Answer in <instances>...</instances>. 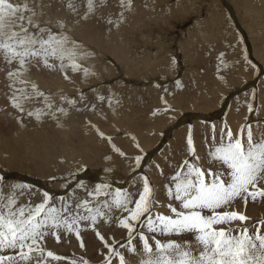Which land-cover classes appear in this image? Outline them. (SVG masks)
I'll return each instance as SVG.
<instances>
[{
  "label": "rangeland",
  "instance_id": "obj_1",
  "mask_svg": "<svg viewBox=\"0 0 264 264\" xmlns=\"http://www.w3.org/2000/svg\"><path fill=\"white\" fill-rule=\"evenodd\" d=\"M151 1L152 0H131V5L122 9L119 6L120 0H107L106 5L100 7L94 12H89L86 0H76L77 7L75 11L68 7V0H36V3L40 5L36 10L40 14L35 17V19L42 24H48L55 32L63 31L70 41L75 42L79 49L78 51L82 54L79 56V60L77 59V63L81 66V70L76 72L73 71V73L71 70H67L64 72V75H60L58 78L59 80L54 76L56 74L54 73V70L42 67L44 70H50L47 72L48 75L46 76L49 80L46 78V80L43 81L45 82V85L47 83L46 86L48 87L51 85V82H56L59 85L63 83L65 77L67 78V80H64V85L57 87V90L60 89L62 92L60 97L44 99L46 100V104H51V108L59 109L61 107V102V104H64L61 108H64L67 113L60 114L59 111V113L53 112L52 114H49V120H55L54 125H46L44 131L49 135L55 131L60 132L59 129H56L55 122L64 119L66 124L62 127V131L67 133V135H70L73 130H76L77 137L75 139L67 138V140H63L62 142L66 143L71 141L73 143H78L81 140V131L86 130L81 122L83 121L84 124L89 122V125L94 126L92 131L87 129L90 134H92V143H89L90 145L92 144V152L90 153V157L92 156V165L90 163H84L80 165L81 167H73L72 170L67 172H64L61 169L62 173L46 179L25 171L20 164H18L20 167H11L10 169H8L10 166H4V169H7L6 171L1 170L3 167L0 164V182H3L4 193L7 189L6 186L8 187L10 185L11 187L12 185H23L25 186V192L23 196L20 195L21 198H19V203L21 204L26 201V203L31 202L39 204L44 199V194L47 193L49 202L58 203L60 200H71L74 207L75 195L72 191H75L76 187L79 188V191H82L81 185H85L86 188L83 190L84 194L81 195L84 200H96L97 202H100L101 200H110L111 197L107 195H88L93 189L99 188L98 182L99 184L101 183L100 185L103 184L100 188L105 185L110 186L105 187L109 192L114 193L118 189L127 190V187H129L128 191L130 192L132 188H138V182L134 183L137 179L139 181L138 184L142 188L144 178H147L150 186L154 189L155 200L159 202L154 206L153 212L169 215L170 211L167 205L172 203L174 206L178 207L179 204L177 201L170 199L166 194V189L173 187V182L170 178L175 176L178 171H181L183 161L189 160L194 164L199 163V166H202V163H204L205 160L214 164L209 155H207L206 158L204 155H206V152L211 153V150L209 151V147L207 146H209L211 142L217 144L215 138H218L219 136H216L218 134L213 133L216 137L211 138L208 137L207 133H204L202 138L203 144L200 145L201 147L199 145L197 146L198 143L196 140L203 132L199 131L200 136L198 137V135H196L197 128L194 129L196 125H207L206 127L221 125L225 128H222V130H225L223 131L224 133L229 130L231 131L232 129L233 132H231L235 135L233 138L240 135L241 130L247 132V126L250 125L251 132H253V134L251 133L252 140L254 142L257 141V139L264 137V24L263 26L260 25L261 28L260 26L257 27L256 32H253V30H249L251 29V25L249 24H251V21L253 22V20H256V18L253 20L251 19V21L248 22L251 17H257L260 12L261 16L258 15V18L260 19L262 17V12L264 13V0H226L227 3L223 0H181V2L180 0H153L154 3H151ZM12 2L15 3L16 0H12ZM180 4L185 5L183 6L186 8L185 12H188V15L181 9L183 7ZM227 4L229 6H226ZM188 8L189 10H187ZM219 12L223 14H220ZM123 16L126 17V21L123 20ZM117 18H119L118 21ZM215 18L216 20H214ZM262 19L264 18L262 17ZM109 20H112L113 23H109ZM224 21L226 24H224ZM61 22L63 28L60 27ZM228 24L229 27H227ZM255 26L256 25H254V27ZM227 29L231 30L228 31ZM225 37H228V39ZM219 39H222V41ZM224 40L226 43H228L227 41L229 40L228 45L223 42ZM223 43L226 44L224 47L225 49L223 47L220 48V46H224ZM219 44L220 46H218ZM229 44L235 46V49L231 48V46V50L229 47L227 48ZM84 47L86 49H84ZM206 48L208 51H206ZM226 48L228 52L224 51ZM218 49L222 52H219ZM236 49L238 50L236 51ZM213 50L217 51L213 52ZM190 51H192V53ZM85 52H87V54H83ZM206 52L208 54H206ZM232 52H235L234 55H231ZM209 53H211L212 56L211 54L209 56ZM214 53L216 56H214ZM256 53H258V55ZM220 54L221 57L224 55V57H222L223 59L225 57L226 59L223 60L222 58L217 57L218 55L220 56ZM235 54L237 60L234 59ZM230 58H233V60L231 61ZM214 60L215 63H213ZM80 62H85L86 64ZM2 63H4V60L0 59V65ZM56 63L59 62L56 61ZM219 64L224 68H221ZM228 64L230 66L232 64L235 65L236 71L234 76H238L237 84L234 83L236 86H232V83V85L229 86L233 87V89L225 86L224 80L222 79L225 76L223 74L233 70L232 67L226 66ZM157 65L159 67L158 71L154 70L158 69ZM190 65L192 69L189 68ZM165 66L168 70L166 69L163 72L162 69ZM218 66L223 70L221 71ZM108 67L110 69H107ZM2 69L4 68L2 67L0 70V85H2V78L8 79L6 77L7 68L4 69L5 73ZM84 69H87L88 74H85L83 71ZM51 71H53L52 73H54V75H50ZM55 72H57V70H55ZM191 72L195 73L192 74ZM207 72H209L211 76H209V73ZM133 73L136 75L134 76ZM188 74H191L192 76ZM61 76L64 78L61 79ZM190 77H194L195 81ZM51 78H55L59 83ZM95 78L97 79L94 80ZM213 79L217 82L215 83ZM220 83L223 85H220ZM177 84L179 86H177ZM62 86L66 88L69 87L70 91L68 89L64 90V87L62 88ZM7 87L9 88V86H0V139L5 138L4 140H9L13 137L11 132L14 131L13 133H15L16 129L21 126L18 123L19 121L17 122V120H19L18 117L25 114V109L22 113L18 108H13L14 106L13 101L11 100V95L14 90L10 88L7 89ZM223 87L226 88V91H220L224 89ZM229 89L231 91H227ZM7 90H10L8 91L9 93ZM42 92L46 97L56 94L55 89H47L46 87L43 88ZM111 92H114L118 97H122L124 101L122 117L117 116L113 110H110L111 105L108 101L111 99ZM214 94L215 97L213 96ZM197 95H201L199 99H197ZM7 97H10V100ZM209 97H218L219 100L212 99L210 101L209 99L211 98ZM40 98L42 99V97ZM240 99L241 101L243 100L242 103L240 102ZM205 101L207 103H205ZM248 101L249 103L247 104ZM230 103L232 105H230ZM190 104H193L194 106ZM227 104H229V107L231 106V108H227ZM214 105L217 106L215 107ZM236 108H240V110ZM246 108L249 111H247ZM110 111H113V113L111 114ZM33 117L34 116H28L30 119ZM79 117V122L76 124L74 123V126H72V119H78ZM160 117L163 123L160 122ZM227 117L231 119H228ZM92 123L94 124L92 125ZM114 123H116L115 128L114 126H111ZM224 124H227L226 126L228 129ZM28 127L31 130H36V127ZM181 127L183 129L182 131L185 132H183L185 137L181 135L178 138V136L176 137L173 133H176L175 131L178 129L179 132ZM255 128L257 130H255ZM101 133L103 135H101ZM151 133L152 137H149ZM220 133V136L222 137V132ZM10 134L12 137L9 136ZM187 134L188 139L190 138L192 141L191 145H188V142H186L188 141L186 137ZM1 135L6 136L3 138ZM142 136L145 137L142 138ZM194 136L195 140H193ZM155 137L157 140H155ZM173 138H176L175 141ZM90 139L91 138L88 137V140ZM212 139L215 141L213 142ZM56 140L61 142V137ZM171 140L176 143H172ZM33 141L34 140L31 142ZM178 142L180 143L178 146L181 145L179 147L180 150L178 149L179 151L176 149L178 148ZM182 142L185 145H183ZM4 143H0V145L4 146ZM145 144L147 145L145 147L147 149L144 148ZM205 144L208 145L205 146ZM170 145L175 146L172 148ZM194 145L196 146L194 147ZM148 146L150 147L148 148ZM166 147L168 150H171L172 153L168 151ZM199 147L201 149L200 151H198ZM203 147L207 149L204 150ZM5 148L2 150L3 156L7 155V152H9ZM123 148H127V150L124 151ZM189 148L193 150L191 153H189ZM163 150L168 151L172 156L168 153L164 155L161 154V152H166ZM38 151L39 150L34 153ZM37 156L39 155H33L32 157L36 158ZM120 156L126 158L124 159ZM200 156L201 158H199ZM193 157L194 159H200V161H195ZM127 160L133 161L132 166L129 167V173L124 171L122 167V163ZM30 161L34 164L35 159L33 162L32 160ZM107 163L111 164L110 166L112 167L108 169L106 167L108 165ZM204 164H207V162ZM210 165H204L205 168L203 166L201 168L208 169L212 167L215 169V164ZM147 169L152 170V172ZM16 173L36 179L37 182H41L42 186L36 185L34 182L17 178ZM3 174L5 176H3ZM13 175L15 176L13 177ZM4 187L6 189H4ZM260 187H264V185H261ZM24 197L26 198V201L24 200ZM250 200L251 199L245 203L243 199L238 198V200L233 203L231 209H229L231 211L242 213L248 217L244 222V224L248 226L255 225L258 221H264V208H262L264 207V200L260 199L263 200V203L260 200ZM237 202L240 203L237 204ZM131 206L132 205H129V207ZM89 207H94V205H89ZM84 214L87 215L86 212ZM121 215L127 216L128 213L121 214L120 212L113 210L112 216L107 219H101L98 217L95 225L90 221H80L78 225L80 228L79 238L74 232L62 235L59 242L52 237H48L47 248L54 254L65 258L60 261H52L51 264H72L73 261H75L76 264H82L81 258H83L84 261H87L88 264H104L109 253V247L106 245H113L117 241L121 244L127 243L128 230L120 227L117 223V220ZM144 219L145 217H141V220ZM241 226L242 225L239 221H235L231 224V227L233 228ZM220 227L226 226L221 225ZM141 230L144 231L146 235H155L157 239L162 241L168 239L176 240L179 243L189 241L193 244V251L195 252V241L190 234L182 236L173 235L168 237L161 236L159 233H148L146 229ZM254 230L255 229L253 228L252 231ZM260 230L261 233L264 234V224L260 225ZM97 233H99V236L103 237V240L98 237ZM124 233H126V236ZM120 234L124 235V238ZM81 241L83 242V247H81ZM149 243L155 248L154 241L150 240ZM133 244L137 249L136 254L117 245L119 253L123 255L126 264H132V262L140 264L141 259H144L145 257L138 237L133 241ZM96 255L97 257L99 255L98 259H95ZM100 258L102 260H99ZM110 259L111 264H115V262L116 264H119L117 256L114 255Z\"/></svg>",
  "mask_w": 264,
  "mask_h": 264
},
{
  "label": "snow or ice",
  "instance_id": "obj_2",
  "mask_svg": "<svg viewBox=\"0 0 264 264\" xmlns=\"http://www.w3.org/2000/svg\"><path fill=\"white\" fill-rule=\"evenodd\" d=\"M86 2L88 11L94 12L106 5L107 0ZM130 5L131 0H120L122 9ZM38 7L36 0H16L15 3L0 0V59L8 65L9 88L19 83L30 85L32 89L31 92L23 88L13 91V106L20 111H24L22 100L45 95L35 82L23 79L32 66L42 64L57 71L81 70L77 59L82 54L75 42L70 41L63 31L55 32L48 24L38 22L35 19L40 14L36 10ZM68 7L75 11L76 0H68ZM108 22L113 23L112 20ZM60 27L63 28L62 22ZM83 71L88 74L87 69ZM46 107L51 108V104H46ZM45 114L44 109L27 113L38 120ZM191 143L189 138L188 144ZM192 151L189 148V153ZM209 156L216 165L215 169H202L198 164L185 160L181 171L170 178L173 187L166 189V194L179 206L169 203V215L153 212L159 202L155 200L154 189L147 178L135 193L120 189L105 193L100 188L93 189L89 196L107 195L111 199L100 202L77 199L74 207L71 200L49 202L47 193L39 204H21L19 196L24 194L25 186L12 185L5 194L3 182H0V264H51L52 261L63 260L65 258L47 248V238L52 237L59 242L62 235L73 232L79 238L80 221H90L95 225L98 217L107 219L113 210L128 213L117 220L120 227L128 230L127 243L117 241L106 245L109 253L104 264H111L110 258L114 255L118 257L119 264H126L117 245L136 254L133 241L137 237L146 257L140 264H264V234L260 230L264 221L248 226L244 224L248 217L229 210L238 198L245 203L249 199H264V187H260L264 185V137L254 142L250 125L246 133L241 130L235 138L230 130L226 133L222 130L221 142ZM141 217L145 219L141 220ZM235 221L242 226L231 227ZM141 229L168 237L190 234L195 241V252L189 241H162L155 235H146ZM97 235L103 240L99 233ZM150 240L154 241L155 248ZM81 262L88 264L83 258Z\"/></svg>",
  "mask_w": 264,
  "mask_h": 264
},
{
  "label": "bare ground",
  "instance_id": "obj_3",
  "mask_svg": "<svg viewBox=\"0 0 264 264\" xmlns=\"http://www.w3.org/2000/svg\"><path fill=\"white\" fill-rule=\"evenodd\" d=\"M216 1V0H215ZM235 1V0H234ZM153 2V0L151 1V3ZM180 2H181V0H180ZM188 2V1H187ZM186 2V3H187ZM154 3V2H153ZM190 3V2H189ZM188 3V4H189ZM192 3V2H191ZM239 3V2H238ZM181 5V4H180ZM179 5V6H180ZM184 5V4H183ZM183 5H181L183 8H181L182 10H184V12L186 11V8L183 6ZM218 5V4H217ZM149 6V5H148ZM189 6V5H188ZM226 6H229L228 4L226 5ZM187 7V6H186ZM235 7H236V5H235ZM150 8V7H149ZM225 8V7H224ZM152 9V8H151ZM187 10H189V8L187 9ZM259 10V9H258ZM258 10H256V11H258ZM261 10V9H260ZM263 10V9H262ZM191 11H192V9H191ZM220 11H222V10H220ZM226 11V10H225ZM178 12V11H177ZM179 12H180V10H179ZM178 12V13H179ZM193 12V11H192ZM215 12V11H214ZM224 12V11H223ZM232 12V11H231ZM255 12V11H254ZM258 12H260V11H258ZM182 13V12H181ZM188 13V12H187ZM186 12H185V14H187ZM220 13V12H219ZM257 13V12H256ZM220 14H223V13H220ZM235 14V13H234ZM261 14V12L258 14L259 16H261L260 15ZM262 17L264 18V13L262 12ZM183 15V14H182ZM188 15V14H187ZM236 15V14H235ZM234 15V16H235ZM258 15H257V17H255L254 16V18H250L249 20H248V22H250L251 21V19L253 20V19H255L256 18V20H253V22L251 21L250 23L251 24H249V25H251V29H249L250 31L251 30H253V32H256V28L257 27H259L260 25L261 26H263V24H264V19H262V17L259 19L258 18ZM226 16V15H225ZM209 18V17H208ZM214 18V17H213ZM226 18V17H225ZM212 19V18H211ZM258 19V20H257ZM123 20H125L126 21V17H124L123 16ZM210 20V19H209ZM214 20H216V18L214 19ZM217 20H218V18H217ZM234 20V19H233ZM210 21H212V20H210ZM203 22V21H202ZM219 22V21H218ZM217 22V23H218ZM221 23V22H220ZM224 24H226V22L224 21ZM223 24V25H224ZM254 25H256L255 27H254ZM233 26V25H232ZM261 26H260V28H261ZM227 27H229V24H228V26ZM225 28V27H224ZM246 28H247V26H246ZM259 29V28H258ZM263 29H264V26H263ZM228 30V29H227ZM231 30V29H230ZM230 30H228V31H230ZM218 33V32H217ZM222 33V32H221ZM225 33V32H224ZM228 33V32H227ZM259 33H261V32H259ZM226 34V33H225ZM219 35V34H218ZM229 35V34H228ZM261 35V34H260ZM263 35V34H262ZM73 36V35H72ZM79 36V35H78ZM69 37L71 38V36L69 35ZM81 38V37H80ZM226 38V37H225ZM223 39V38H222ZM222 39H219V40H221L222 41ZM226 39H228V37L226 38ZM186 40V39H185ZM218 40V39H217ZM191 42V41H190ZM223 42H225L226 43V41L224 40ZM228 43H229V40L227 41ZM228 43H226L227 45H228ZM264 43V42H263ZM83 44V43H82ZM85 44V43H84ZM187 44H188V41H187ZM221 44V43H220ZM220 44L218 45V46H220ZM224 44V43H223ZM226 44H224V46L222 45V46H220V48L221 47H225V45ZM253 44V43H252ZM184 45V44H183ZM81 46V45H80ZM189 46V45H188ZM230 46H231V48H233V49H235V46H233V45H230L229 44V46H227V48L229 47V49H230ZM248 47H250V46H248ZM80 48V47H79ZM208 48V47H207ZM206 48V49H207ZM217 48H219V47H217ZM227 48H226V50H224L225 52L227 51ZM84 49H86L85 47H84ZM83 49V50H84ZM225 49V48H224ZM252 49V48H251ZM255 49V48H254ZM79 50V49H78ZM183 50V49H182ZM205 50V49H204ZM223 50V49H222ZM231 50V49H230ZM229 50V51H230ZM238 49H236V51H237ZM241 50V49H240ZM89 51V50H88ZM206 51H208V49L206 50ZM215 51H217V50H215ZM214 50H213V52H215ZM218 51L219 52H222V51H220V49H218ZM234 51V50H233ZM253 51H255V50H253ZM82 52V51H81ZM191 53H192V51H190ZM189 52V53H190ZM218 52V53H219ZM228 52V51H227ZM262 52V51H261ZM89 53V52H88ZM157 53V52H156ZM205 53V52H204ZM224 53V52H223ZM235 53V52H234ZM234 53L232 52L231 53V55L233 54L234 55ZM83 54H87V52H85V53H83ZM206 54H208L207 52H206ZM210 54L211 53H209V56H210ZM225 54V53H224ZM227 54V53H226ZM252 54V53H251ZM257 55H258V53H256ZM255 54V55H256ZM88 55H90V54H88ZM126 55H128V54H126ZM229 55H230V53H229ZM230 55V56H231ZM157 56V55H156ZM211 56H212V54H211ZM214 56H216L215 55V53H214ZM227 56V55H226ZM128 57V56H127ZM217 57H220V58H222V57H224V55L221 57V54H220V56L218 55ZM255 57V56H254ZM79 58V57H78ZM208 58H210V57H208ZM233 58H234V56H233ZM233 58H230L231 59V61L233 60ZM218 59V58H217ZM217 59H215L216 61H218ZM223 59V58H222ZM224 59H226V57L224 58ZM223 59V60H224ZM228 59V58H227ZM235 60H237L236 59V54H235V58H234ZM258 59V58H257ZM79 60V59H78ZM84 60V59H83ZM88 60V59H87ZM212 60V59H211ZM215 60H214V62L213 63H215ZM82 61V60H81ZM149 61V60H148ZM222 61V60H221ZM230 61V62H231ZM59 62V61H58ZM89 62V61H88ZM236 62H238V61H236ZM80 63H82V62H80ZM83 63H85V62H83ZM82 63V64H83ZM220 63V62H219ZM232 63H234V62H232ZM262 63H263V61H262ZM86 64V63H85ZM202 64V63H201ZM200 64V65H201ZM231 64V63H230ZM247 64V63H246ZM91 65V64H90ZM93 65V64H92ZM192 65V64H191ZM191 65H190V69H192L191 68ZM193 65L195 66V64L193 63ZM215 65V64H214ZM220 65V64H219ZM264 65V64H263ZM4 68V69H6V72H8V65H6V63L4 62V63H2L1 65H0V70H1V68L2 67ZM105 66H107V65H105ZM197 66V65H196ZM226 66H229V67H232V69L233 70H230L229 72H227L226 74H223V75H225L224 76V78H222L223 80H224V85L225 86H227V87H229V86H231L232 84V86H234L235 84L234 83H236L237 82V77L238 76H234L235 75V71H236V68H235V65L234 64H232L231 66L228 64V65H226ZM225 66V67H226ZM250 66V65H249ZM12 67L13 68H15L16 67V65L15 64H13L12 65ZM42 67H44L42 64H36V65H34V66H32L31 68H30V70L28 71V72H26L25 74H24V76H23V79H25V80H28V81H31V82H35V84L36 85H38V87H39V90L40 91H42L43 90V88L44 87H46L47 89H55L56 90V94H54L53 96H47L46 97V95H44L43 97H42V99L40 98V97H36V98H34V99H31V100H22L21 102H22V106H23V109H25V111H24V113L25 114H22L23 113V111H21L22 113V115H21V117H18L19 118V120H17V122L21 125L18 129H16V131H15V133H13V132H11L12 133V135H13V137L11 136V134L9 135L10 137H12V138H10L9 140H4L5 138H4V136H6V135H1V136H3V138L4 139H0V143L1 144H3L4 142V146L6 147H4V146H1L0 145V164L2 165V167H3V169H1V170H5L4 168V166H10L8 169H10L11 167H20V166H18V164H20L21 165V167H23L24 169H25V171H28V172H30L31 174H34V175H36V176H39V177H42V178H46V179H49V178H51V177H54V176H57V175H59L60 173H62V170L64 171V172H67V171H70V170H72V168L73 167H75L76 168V166L78 167V166H80V165H82V164H84V163H90L91 165H92V156L90 157V153L92 152V144L90 145L89 143H92V134H90V132H89V130H87V129H90L91 131H92V128L94 127V126H91V125H89L88 123L85 125L84 124V122L82 121L81 122V124H82V126L86 129V130H82L81 131V140L78 142V143H73V142H71V141H68V142H66V143H63L62 141L63 140H67V138H69V139H75L76 137H77V131L76 130H73V134L71 133L70 135H67V133H65L64 131H62V127L64 126V124H66V121L64 120V119H62V120H57L56 122H55V126H56V129H59L60 130V132H57V131H55V132H52V134H48L47 132H45L44 131V129L46 128V125H50V126H53L54 125V121L55 120H53V121H50L49 120V117H48V115L49 114H52L53 112H55V113H59V110L60 109H64V108H61V107H63L62 105H64V104H61V102H60V105H61V107H60V105H59V109L58 108H48V107H46V100H44L45 99V97L47 98V99H54V98H58V97H60V95H62V92L60 91V89L59 90H57L58 88L57 87H59V86H61V85H64V80H67V78L65 79L63 76H61V79H63V83H61V84H57L56 82L55 83H53V82H51L50 83V81H49V83L51 84L49 87L48 86H46L47 85V83H46V85L44 84L45 82H43L44 80H46V78H48V77H46L47 75H48V73L47 72H49L48 71V69H46V70H44ZM157 67H158V65H157ZM188 67V66H187ZM198 67V66H197ZM214 67V66H213ZM219 67V66H218ZM220 67L221 68H224L223 66H221L220 65ZM219 67V68H220ZM94 68V67H93ZM188 68V69H189ZM208 68H210V67H208ZM220 68V70L222 71L223 69H221ZM260 68V67H259ZM4 69H2L3 71H4ZM107 69H110L109 67L107 68ZM168 70V68L165 66V67H163V72L165 71V70ZM217 69V68H216ZM225 69H227V68H225ZM94 70V69H93ZM154 70H156V71H158L159 70V67H158V69H154ZM208 70V69H207ZM211 70V69H210ZM220 70H219V72H220ZM101 71V70H100ZM213 71H215V70H213ZM53 71H51V73H50V75L52 74V75H54V73H56L54 76L56 77V79H58L59 77H60V75H64V72H66V71H57V72H55V70H54V73H52ZM76 72V71H75ZM218 72V71H217ZM225 72H226V70H225ZM224 72V73H225ZM248 72V71H247ZM4 73H5V71H4ZM46 75H45V74ZM72 73H73V71H72ZM90 73V72H89ZM167 73V72H166ZM189 73H190V71H189ZM192 74H194L195 72H191ZM207 73H209V72H207ZM213 73V72H212ZM250 73H251V71H250ZM7 74V73H6ZM79 74V73H78ZM134 74V73H133ZM132 74V75H133ZM149 74V73H148ZM147 74V75H148ZM0 75H1V72H0ZM136 74H134V76H135ZM188 75H190V76H192L191 74H188ZM219 75V74H218ZM222 75V76H223ZM248 75V74H247ZM3 76V75H2ZM68 76H70V75H68ZM107 76V75H106ZM194 76V75H193ZM209 76H211L210 75V73H209ZM213 76H215V75H213ZM1 77V76H0ZM7 78H8V76H6ZM220 77H221V74H220ZM243 77H245V76H243ZM73 78V77H72ZM81 78V77H80ZM187 78V77H186ZM185 78V79H186ZM190 78H192L193 79V81H195L194 80V77H190ZM248 78H249V76H248ZM248 78L246 77V79L248 80ZM251 78H252V76H251ZM51 79H54V81H57V80H55V78H51ZM60 79V80H61ZM97 78H95L94 80H96ZM188 79V78H187ZM221 79V78H220ZM48 80H49V78H48ZM59 80V79H58ZM93 80V81H94ZM214 80V79H213ZM222 80V81H223ZM240 80H242V79H240ZM53 81V80H52ZM190 81H192V80H190ZM215 81V80H214ZM2 83V85H0V86H9V84H10V80H9V78L8 79H4V78H2V81H1ZM48 82V81H47ZM58 82V81H57ZM67 82V81H66ZM210 82V81H209ZM217 81H215V83H216ZM218 82H219V80H218ZM239 82V81H238ZM53 83V84H52ZM59 83V82H58ZM232 83V84H231ZM240 83V82H239ZM67 84H68V82H67ZM66 84V85H67ZM237 84V83H236ZM241 84V83H240ZM84 85V84H83ZM220 85H223V84H221L220 83ZM250 85V84H249ZM68 86V85H67ZM176 86V85H175ZM177 86H179L178 84H177ZM236 86V85H235ZM234 86V87H235ZM64 86H62V88H63ZM213 87V86H212ZM16 88H23L26 92H31L32 91V89H31V87H30V85L29 86H25V85H23V84H19V83H17V84H15V85H13V90H15ZM201 88V87H200ZM217 88V87H216ZM220 88V87H219ZM224 88V87H223ZM230 89H233V87H229ZM7 89H9L8 87H7ZM65 89H68L69 90V87L68 88H66V87H64V90ZM202 89V88H201ZM226 88H224L223 90H220V91H224ZM227 90V91H231V90ZM12 90V91H13ZM246 90V89H245ZM8 91H10V90H7V92ZM70 91V90H69ZM226 91V90H225ZM64 92V91H63ZM240 92V91H239ZM9 93V92H8ZM11 93V92H10ZM70 93V92H69ZM220 93H222V92H220ZM225 93V92H224ZM93 94V93H92ZM240 94V93H239ZM8 95V94H7ZM10 95V94H9ZM16 95L17 96H19L20 95V93L19 92H17L16 93ZM217 95V94H216ZM223 95V94H222ZM12 96V95H11ZM201 95H197V99H199V97H200ZM214 97H215V94L213 95ZM221 96V95H220ZM236 96V95H235ZM234 96V97H235ZM240 96V95H239ZM242 96H245V95H242ZM247 96V95H246ZM54 97V98H53ZM219 97V96H218ZM218 97L217 98H212V97H209V98H211V99H209L210 101L212 100V99H218ZM8 99L10 98V97H7ZM207 98V97H206ZM221 98V97H220ZM247 98V97H246ZM10 100V99H9ZM74 100V99H73ZM213 100V101H214ZM219 100V99H218ZM248 100V99H247ZM61 101V100H60ZM207 101V100H206ZM205 101V103H207ZM209 101V102H210ZM231 101V100H230ZM239 101V100H238ZM243 101V100H242ZM242 101H241V99H240V102L242 103ZM12 102V101H11ZM57 102V101H56ZM216 102H217V100H216ZM14 103V102H13ZM63 103V102H62ZM108 103H110V105H111V108H110V110H113L114 112H115V114L117 115V116H119V117H122L123 116V106H124V101H123V99H122V97H118L114 92H111V99H110V101H108ZM231 103H233V102H231ZM230 103V105H232ZM244 103V102H243ZM249 103V101L247 102V104ZM156 104H157V102H156ZM161 104V103H160ZM210 104H211V102H210ZM213 104V103H212ZM235 104V103H234ZM190 105H192V106H194L193 104H190ZM201 105V104H200ZM218 105V104H217ZM216 105V106H217ZM237 105V104H236ZM236 105H235V107H236ZM245 105H246V103H245ZM204 106V105H203ZM208 106V105H207ZM212 106V105H211ZM210 106V107H211ZM215 106V105H214ZM215 106V107H216ZM244 106V105H243ZM206 107V106H205ZM235 107H234V109H235ZM13 108H15V107H13ZM194 108V107H193ZM198 108V107H197ZM203 108V107H202ZM208 108V107H207ZM218 108V107H217ZM229 108H231V106L229 107ZM17 109V108H16ZM38 109H44V112L46 113L45 115H42L41 116V118L38 120V119H36V118H34V120H33V118H28V116L26 115V112L28 113V112H35L36 110H38ZM191 109V108H190ZM236 109H239L240 110V108H236ZM251 109V108H250ZM186 110V109H185ZM193 110V109H192ZM191 110V111H192ZM195 111H197L196 109H194ZM208 110V109H207ZM228 110H231V109H228ZM243 110H245V109H243ZM246 110H247V108H246ZM113 111H110V113L112 114L113 113ZM204 111V110H203ZM209 111V110H208ZM211 111V110H210ZM247 111H249V110H247ZM18 112H19V110H18ZM229 112V111H228ZM62 113H67V111L64 109V111H60V114H62ZM239 113V112H238ZM246 113V112H245ZM18 114V113H17ZM59 114V115H60ZM176 114V113H175ZM213 114H215V113H213ZM228 114V113H227ZM16 115V114H15ZM245 115V114H244ZM58 116V115H57ZM232 116V115H231ZM174 117H175V115H174ZM187 117V116H186ZM245 117V116H244ZM243 117V118H244ZM18 118H16V119H18ZM73 118V117H72ZM114 118V117H113ZM192 118V117H191ZM228 119H231V118H229V117H227ZM75 119V118H74ZM74 119H72V122H71V125L72 126H74V123L76 124V123H78L79 122V119H80V117L76 120H74ZM215 119V118H214ZM245 119V118H244ZM175 120V119H174ZM198 120V119H197ZM206 120V119H205ZM213 120V119H212ZM181 121V120H180ZM196 121V120H195ZM210 121V120H209ZM228 121H230V120H228ZM228 121H227V123H228ZM160 122L161 123H163V121H162V119H161V117H160ZM198 122V121H197ZM110 123H112V122H110ZM167 123H169V122H167ZM166 123V124H167ZM201 123V122H200ZM199 123V124H200ZM230 124H232L231 122H229ZM84 124V125H83ZM94 123H92V125H93ZM197 124V123H196ZM217 124H219V123H217ZM235 124V123H234ZM115 125H116V123H114L113 125H111V126H114V128H115ZM193 125H194V122H193ZM227 125V124H226ZM225 124H224V126H226ZM233 125V124H232ZM28 126H31V127H36V130H31ZM198 126V127H197ZM207 126V125H206ZM206 126H203V125H196L195 127H194V129L195 128H197V131H196V135H198V137L200 136V133H199V131H201V132H203L202 133V135L199 137V138H197V146L199 145H201V144H203V136H204V133H207V135H208V137H216V136H219L218 138H215V140H213V142L215 141V142H217V144L216 143H210L209 144V146H207V147H209L208 148V150L210 151V152H213L214 151V149H215V147L216 146H219V144H220V142H221V133L220 132H222L221 130H222V126L221 125H218V126H216V125H214L213 127H211V129H210V127H206ZM230 126V125H229ZM228 126V127H229ZM235 126V125H234ZM239 126V125H238ZM258 126V125H257ZM118 127V126H117ZM166 127V126H165ZM186 127V126H185ZM233 127V126H232ZM244 127V126H243ZM180 128V127H179ZM226 128H227V126H226ZM230 128V127H229ZM233 128H235V127H233ZM237 128V127H236ZM119 129H121V128H119ZM123 129H125V128H123ZM172 129V128H171ZM170 129V130H171ZM174 129V128H173ZM223 129H225V128H223ZM228 129V128H227ZM101 130V129H100ZM103 130V129H102ZM114 130H117V129H114ZM114 130H113V133H114ZM122 130V129H121ZM179 130V129H178ZM178 130H176L175 132L176 133H173V135L175 134V136L177 137L178 136V138H179V136H181V135H183L184 136V131H182L183 129H182V127H181V130L178 132ZM185 130V129H184ZM235 130H237V129H235ZM245 130V129H244ZM255 130H257L256 128H255ZM260 130V129H259ZM98 131V130H97ZM174 131V130H173ZM195 131V130H194ZM223 131H225V130H223ZM231 131H232V129H231ZM100 132V131H99ZM184 132V133H183ZM233 132V131H232ZM240 132V131H239ZM258 132V131H257ZM10 133V132H9ZM125 133V132H124ZM142 133H144V132H142ZM146 133V132H145ZM160 133V132H159ZM216 133V134H218V135H214V134ZM246 133V132H245ZM252 134H253V132H251ZM8 134V133H7ZM102 134V133H101ZM160 134H162V133H160ZM160 134H159V136H160ZM210 134V135H209ZM76 135V136H75ZM99 135V134H98ZM151 135V136H150ZM149 135V137H152V133ZM114 136V135H113ZM182 136V137H183ZM233 136H235L234 134H233ZM59 137H61V142H59V141H57L56 139L57 138H59ZM88 137L89 138H91L90 140H88ZM122 137H124V136H122ZM143 137H145V136H142V138ZM182 137H181V139H182ZM185 137V136H184ZM183 137V138H184ZM187 139H188V134H187ZM205 137H206V134H205ZM205 137H204V139H205ZM7 138V137H6ZM121 138V137H120ZM140 138V137H139ZM157 138H159V137H157ZM193 138V137H192ZM138 139V138H137ZM174 139V141H175V139L176 138H173ZM210 139V138H209ZM32 140H34L33 142H31ZM143 140V139H142ZM155 140H157L156 139V137H155ZM178 140V139H177ZM189 140V139H188ZM193 140H195V136H194V138H193ZM211 140V141H212ZM258 140V139H257ZM169 141V140H168ZM182 141V140H181ZM184 141V140H183ZM185 141H186V138H185ZM207 141V140H206ZM171 142L172 143H176V142H173V140H171ZM170 142V143H171ZM180 142V141H179ZM177 143V147L178 148H176L177 150L179 149V147L181 146H178L180 143ZM186 142H188V141H186ZM185 142V143H186ZM208 142V141H207ZM169 143V142H168ZM183 143V142H182ZM181 143V144H182ZM196 143V142H195ZM144 144V143H143ZM126 145V144H125ZM183 145H185L184 143H183ZM189 145V144H188ZM206 145H208V144H205V146ZM124 146V145H123ZM141 146V145H140ZM144 146V145H143ZM147 145L145 144V146H144V148L146 147ZM153 146V145H152ZM151 146V147H152ZM172 148H173V146H175V145H170ZM196 145H194V147H195ZM6 149V150H8L9 152H7V155H5V156H3V153H2V150H4V148ZM126 147V146H125ZM124 147V148H125ZM150 146H148V148H149ZM183 147V146H182ZM181 147V148H182ZM189 147V146H188ZM201 147V146H200ZM200 147H199V149H198V151H200L201 149H200ZM3 148V149H2ZM118 148V147H117ZM123 148V150L125 151V150H127V148L126 149H124ZM197 148V147H196ZM195 148V149H196ZM204 148V147H203ZM145 149H147V148H145ZM164 149H165V147H164ZM166 149H167V147H166ZM207 149V148H206ZM205 148H204V150H206ZM37 150H39L38 152H36V153H34L35 151H37ZM129 150V149H128ZM168 150V149H167ZM180 150V149H179ZM178 150V151H179ZM203 150V149H202ZM147 151V150H146ZM163 151H166V150H163ZM168 151H170L171 152V150H168ZM168 151H166V152H161V154H166V153H168ZM177 152V151H176ZM204 152V151H203ZM6 153V152H5ZM9 153V154H8ZM39 153V154H38ZM96 153V152H95ZM139 153V152H138ZM172 153V152H171ZM171 153H168V154H171ZM178 153V152H177ZM199 153V152H198ZM201 153H202V151H201ZM209 153V152H208ZM207 152H206V155H204V157L206 158V156L207 155H209ZM196 154V153H195ZM200 154V153H199ZM203 154V153H202ZM33 155H39V156H37L36 158L35 157H32ZM133 155V154H132ZM151 155V154H150ZM154 155V154H153ZM174 155V154H173ZM3 156V157H2ZM128 156V155H127ZM166 156V155H165ZM170 156H172V154L170 155ZM177 156V155H176ZM199 156V155H198ZM121 157V156H120ZM129 157V156H128ZM37 158H39V159H37ZM121 158H124V157H121ZM126 158V157H125ZM124 158V159H125ZM199 158H201V156L199 157ZM208 158V157H207ZM35 159V161H34V164H32L31 163V161L30 160H32V162H33V160ZM131 159V158H130ZM152 159V158H151ZM186 159V158H185ZM193 159H194V157H193ZM90 160H91V162H90ZM121 160V159H120ZM195 161L196 160H199L200 161V159H194ZM208 160H210V159H208ZM29 161H30V163H29ZM124 161V160H123ZM205 162H207V164H204ZM205 162L204 163H202V166L204 167V165L206 166V165H210L211 163L210 162H208L207 160H205ZM106 164V163H105ZM108 164V163H107ZM123 165H122V167H123V169H124V171H126V172H128L130 169H129V167H131L132 166V164H133V161H130V160H127V161H125V162H123L122 163ZM135 164V163H134ZM199 164V163H198ZM204 164V165H203ZM215 164V163H214ZM213 163L211 164V165H214ZM111 164H108L106 167L109 169L110 167H112V166H110ZM177 165V164H176ZM210 165V166H211ZM201 166V167H202ZM81 167V166H80ZM1 168V167H0ZM133 168V167H132ZM136 168V167H135ZM205 168V167H204ZM207 168V167H206ZM210 168H212V167H210ZM62 169V170H61ZM134 169V168H133ZM143 169V168H142ZM214 169V168H213ZM7 170V169H6ZM5 170V171H6ZM23 170V169H22ZM148 170V169H147ZM133 171V170H132ZM148 171H150V172H152V170H148ZM147 171V172H148ZM72 172V171H71ZM5 173V172H4ZM129 173V172H128ZM127 173V174H128ZM135 174V173H134ZM139 174V173H138ZM129 175V174H128ZM131 175V174H130ZM175 175V174H174ZM8 176V175H7ZM15 175H13V177H14ZM150 176H151V174H150ZM154 176H156V175H154ZM9 177V176H8ZM12 177V176H11ZM136 177H138V176H136ZM135 177V178H136ZM157 178V177H156ZM155 178V179H156ZM155 179H153V180H155ZM38 180V179H37ZM133 180V179H132ZM39 181V180H38ZM76 182V181H75ZM85 182V181H84ZM83 182V183H84ZM136 182H138L139 183V181H138V179L134 182V183H136ZM69 183V182H68ZM82 183V184H83ZM137 183V185H138V188H132V190L130 191V192H132V193H135L137 190H139V189H141V186L139 185ZM40 184V183H39ZM80 184V183H79ZM85 184V183H84ZM101 184V183H100ZM99 184V182H98V185H99V188H100V186H102V185H100ZM130 184V183H129ZM155 184H156V182H155ZM6 185V184H5ZM37 185V184H36ZM52 186H55V185H52ZM65 186V185H64ZM112 186V185H111ZM158 186V185H157ZM160 186V185H159ZM44 187V186H43ZM69 187V186H68ZM161 187V186H160ZM163 187V186H162ZM7 188V189H6ZM6 188L4 187V189H6V191H5V193L7 192H9V189H10V185L7 187L6 186ZM75 188V187H74ZM128 189H129V187H127ZM126 188V189H127ZM43 189V188H42ZM51 189V188H50ZM61 189H62V187H61ZM79 188L78 187H76V189H75V191H72V192H74V195H75V200H77V199H80V200H82L83 198V196H81L82 194H84V192H83V190H85L86 188H85V185H81V189H82V191H79L78 190ZM100 189H102L103 190V192H105V193H108L109 191L105 188V186H103V187H101ZM124 189V188H123ZM128 189H127V191H128ZM161 189V188H160ZM157 190V189H156ZM41 191V190H40ZM159 192V191H158ZM6 193V194H7ZM157 194V193H156ZM23 196V195H22ZM106 197V196H105ZM19 198H21L20 196H19ZM109 198V197H108ZM102 199V198H101ZM105 199V198H104ZM111 199V198H110ZM24 200L26 201V198L24 197ZM84 200V199H83ZM238 200V199H237ZM264 200V199H263ZM263 200H260L261 202L263 201ZM101 201H103V200H101ZM251 201V200H250ZM258 201V200H257ZM27 202V201H26ZM26 202H24V203H26ZM61 202V200L58 202V203H60ZM236 202V201H235ZM240 203V202H239ZM238 202H237V204H239ZM263 203V202H262ZM261 203V204H262ZM264 204V203H263ZM263 204H262V206H263ZM260 205V204H259ZM131 207H133V205L131 206ZM244 207V206H243ZM262 208H264V207H262ZM263 211V210H262ZM261 212V211H260ZM262 214V213H261ZM252 215V214H251ZM250 215V216H251ZM253 217V216H252ZM258 218H259V216H258ZM262 218V217H261ZM263 229V228H262ZM121 232V231H120ZM119 232V233H120ZM126 233H124V235H125ZM121 235V234H120ZM124 235H121L122 237L124 236ZM114 236V235H113ZM117 236H118V234H117ZM126 236V235H125ZM119 238V237H118ZM117 238V239H118ZM124 238V237H123ZM120 240V239H119ZM48 241V240H47ZM49 244H50V242H49ZM100 254V253H99ZM100 256H101V254H100ZM96 257H97V255H96ZM95 257V259H98L99 258V255H98V257L96 258ZM144 257V256H143ZM103 258V257H102ZM145 258V257H144ZM115 259V258H114ZM143 259V258H142ZM99 260H102L101 258L99 259ZM117 261V260H116ZM131 261V260H130ZM101 262V261H100ZM132 262V261H131ZM114 264V263H113ZM115 264H116V262H115ZM132 264H135V263H133L132 262Z\"/></svg>",
  "mask_w": 264,
  "mask_h": 264
},
{
  "label": "water",
  "instance_id": "obj_4",
  "mask_svg": "<svg viewBox=\"0 0 264 264\" xmlns=\"http://www.w3.org/2000/svg\"><path fill=\"white\" fill-rule=\"evenodd\" d=\"M223 1L226 2V0H223ZM226 3H227V2H226ZM4 176H5V175H4ZM16 177H17V178H20V179H22V180H25V181L34 182V184H37V185L42 186L41 182H37L36 179L30 178V177H28V176H24V175H21V174L16 173ZM39 183H40V184H39ZM45 189H46V188H45ZM47 191H48V190H47ZM48 192H50V191H48Z\"/></svg>",
  "mask_w": 264,
  "mask_h": 264
}]
</instances>
